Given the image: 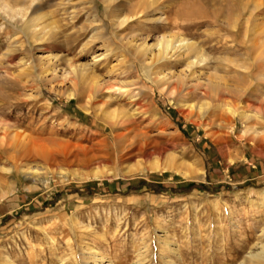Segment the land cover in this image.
<instances>
[{
    "label": "rangeland",
    "instance_id": "rangeland-1",
    "mask_svg": "<svg viewBox=\"0 0 264 264\" xmlns=\"http://www.w3.org/2000/svg\"><path fill=\"white\" fill-rule=\"evenodd\" d=\"M263 104L264 0H0V264H264Z\"/></svg>",
    "mask_w": 264,
    "mask_h": 264
},
{
    "label": "bare ground",
    "instance_id": "bare-ground-1",
    "mask_svg": "<svg viewBox=\"0 0 264 264\" xmlns=\"http://www.w3.org/2000/svg\"><path fill=\"white\" fill-rule=\"evenodd\" d=\"M153 1V0H152ZM150 3V2H149ZM6 9V8H5ZM16 9V8H15ZM39 9V8H38ZM20 16V15H19ZM47 16V15H46ZM122 19H123V17H122ZM36 20V19H35ZM28 31V30H27ZM187 42H185V43H181V41L178 43V44H176V42H173V40L172 39H167L166 41H164V42H162L161 43V49L156 53L155 52V54H154V58H164V57H166V56H168V53L170 54V52L172 53L173 52V50H180V49H185V51H183L182 53H181V55L183 56V57H186V56H189V55H191L192 53H194L195 52V47H193L192 45H189V44H186ZM257 55V54H256ZM192 56V55H191ZM200 56V55H199ZM160 60V59H159ZM191 64H194L195 62L192 60L191 62H190ZM81 68V73H84V71H83V69H82V67H80ZM198 85V84H197ZM190 86V85H189ZM198 87L199 88H201V89H203V92L205 93V94H207V95H212V94H216V97H218V98H220V99H222V97H224L225 95H230V96H237L238 95V93L236 92V91H234L233 89H231V88H222V87H220V86H218L217 84H213V83H205L204 85L203 84H199L198 85ZM235 88V87H234ZM190 90V89H189ZM192 91V90H191ZM242 92V91H241ZM203 93V94H204ZM243 93V95H245L244 94V92H242ZM204 94V95H205ZM242 95V94H241ZM240 95V96H241ZM242 95V96H243ZM248 95V94H247ZM239 96V97H240ZM244 97V96H243ZM264 105V104H263ZM187 107H191V105H189V106H187ZM232 112V111H231ZM232 113H234V112H232ZM238 115L242 118V119H245V118H247L248 117V115H247V113L246 112H244V111H242V112H240V113H238ZM192 119V118H191ZM114 130V129H113ZM18 135V134H17ZM116 136V135H115ZM124 137H125V135L124 134H119L118 135V137H117V139H124ZM13 141H14V139H13ZM12 141V142H13ZM16 141V140H15ZM15 141L12 143V148H13V150L15 151V154H13L14 156H13V158H14V161H15V163H14V165H15V167L16 168H18V169H20V171L21 172H23L25 175H27V176H29V177H31V178H36L37 176H39L38 174H39V169H35L34 167H31V166H29V167H26V166H23V165H21L20 163H21V157L19 158V155L20 154H22L23 155V157H27L28 155H30V152H31V150H25V149H20L19 151L20 152H18L17 151V148L19 149L20 148V143L18 144L17 142L15 143ZM2 143V142H1ZM23 144V143H22ZM25 145V144H24ZM2 146H3V144H2ZM1 146V147H2ZM11 146V145H10ZM139 146V145H138ZM11 148V149H12ZM27 148V147H26ZM126 148V147H125ZM4 149H6V147L4 148ZM7 150V149H6ZM9 150V149H8ZM139 150H141V151H145V149H143V146L142 145H140L139 146ZM37 151V150H36ZM7 152V151H6ZM10 152H12L11 150H10ZM1 153V152H0ZM3 153V152H2ZM19 153V154H18ZM8 154V153H7ZM32 154V153H31ZM0 156H2V154H0ZM10 156H12V155H10ZM22 157V158H23ZM28 157H30V156H28ZM92 157H94V156H92ZM69 159V158H68ZM89 159V158H88ZM78 159L77 158H75V159H73V160H71L70 162L71 163H74V162H76ZM69 161V160H68ZM79 161H81V160H79ZM55 162V161H54ZM19 164H20V166H22V167H19ZM51 165V164H50ZM15 168V169H16ZM73 174H75V173H73ZM50 176H51V174H50ZM49 176V177H50ZM56 176H58V177H62V178H68V173H64V172H62L61 171V173L59 172V173H56ZM80 176V175H79ZM52 177V176H51ZM39 178V177H38ZM41 181H42V183H45L46 184V182L48 181V179L49 178H47V176H46V178H44V177H40L39 178ZM53 179H54V177H53ZM12 189V188H11ZM5 191V190H4ZM6 197H8V193L7 192H3L2 194H1V200H3L4 198H6ZM264 233V230L263 231H261V234H263ZM87 250V252H84L83 254H82V256H81V260H80V262H79V264H111L112 262L110 261V260H106L105 258L106 257H104V256H101L100 255V253H98L97 251L96 252H92V250L91 249H86ZM247 255H248V257L250 258V259H252V260H257V261H264V246H262L258 251H248L247 252ZM89 259H91L92 260V262H90L89 261ZM245 261V260H244ZM244 261H241L239 264H246ZM258 263V262H257ZM3 264H15L13 261H11V259L10 258H6L5 259V262L3 263Z\"/></svg>",
    "mask_w": 264,
    "mask_h": 264
}]
</instances>
